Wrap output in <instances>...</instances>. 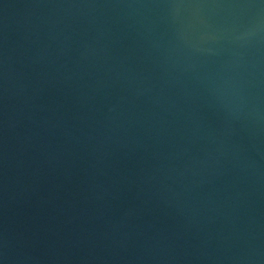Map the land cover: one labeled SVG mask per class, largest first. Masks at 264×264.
I'll list each match as a JSON object with an SVG mask.
<instances>
[{
    "label": "water",
    "instance_id": "95a60500",
    "mask_svg": "<svg viewBox=\"0 0 264 264\" xmlns=\"http://www.w3.org/2000/svg\"><path fill=\"white\" fill-rule=\"evenodd\" d=\"M0 264H264V0H0Z\"/></svg>",
    "mask_w": 264,
    "mask_h": 264
}]
</instances>
